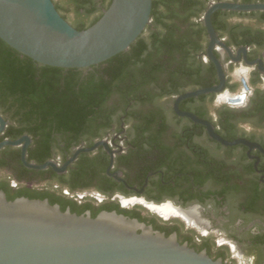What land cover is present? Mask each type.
<instances>
[{"label": "flooded vegetation", "instance_id": "obj_1", "mask_svg": "<svg viewBox=\"0 0 264 264\" xmlns=\"http://www.w3.org/2000/svg\"><path fill=\"white\" fill-rule=\"evenodd\" d=\"M213 2L221 1L208 0L207 9ZM213 15L216 33L232 53L219 46L214 49L223 66L225 89L204 94L205 99L189 98L186 110H180L194 115L201 110L205 116H196L210 122L223 139H244L258 147L225 146L212 139L204 125L175 112L174 97L157 102L159 114L115 113L106 123L90 117L88 128L79 135L52 131L51 156L44 163L54 161L60 168L77 150L103 143L81 152L64 172L28 168L22 160L26 141L2 148L0 159L20 151L25 168L55 180L65 210L91 216L115 211L166 236L175 234L180 243L225 264H264V112H257L264 105V11L218 10ZM206 33L207 45L199 54L201 76L212 80V87L220 81L216 65L207 56V29ZM0 115L7 123L0 143L29 137L27 161L37 164L28 156L40 145L27 132L12 139L22 125L1 111ZM6 172L16 181L13 170ZM55 204L62 208L61 202ZM165 206L180 212L163 213ZM190 210L195 211L196 222L183 214Z\"/></svg>", "mask_w": 264, "mask_h": 264}, {"label": "water", "instance_id": "obj_2", "mask_svg": "<svg viewBox=\"0 0 264 264\" xmlns=\"http://www.w3.org/2000/svg\"><path fill=\"white\" fill-rule=\"evenodd\" d=\"M152 9L153 0H113L95 24L78 30L62 17L53 0H0V38L41 65L89 69L127 51L150 25ZM218 10L264 11V3L210 4L203 17L210 38L207 56L217 67L220 83L177 96L174 109L178 115L204 125L210 137L225 146L258 147L244 139L227 141L215 132L210 122L179 108L183 100L221 93L225 89L223 66L215 57L214 49L219 46L232 53L219 39L212 23V16ZM6 124L0 115V132ZM23 141L27 143L22 148V160L28 168L53 167L58 172H64L81 152L103 144L77 150L60 168L54 161L41 165L28 162L29 137L6 140L0 143V150L5 146H20ZM0 264L225 263L212 259L205 251L198 252L187 243H180L175 234L166 236L136 218L115 211H102L96 217L90 213L79 215L69 209L63 211L48 199L9 200L0 190Z\"/></svg>", "mask_w": 264, "mask_h": 264}, {"label": "trees", "instance_id": "obj_3", "mask_svg": "<svg viewBox=\"0 0 264 264\" xmlns=\"http://www.w3.org/2000/svg\"><path fill=\"white\" fill-rule=\"evenodd\" d=\"M112 1L53 0L62 17L78 30L95 24ZM207 1L153 0L151 24L130 48L89 69L41 65L0 38V111L22 125L21 130L11 134L12 139L27 132L33 143L40 145L29 153L28 160L43 164L51 156L52 131L79 135L88 128L90 117L106 123L108 116L115 113L159 114V100L211 86L213 81L201 76L199 57L207 45L206 29L201 21ZM212 70L215 74L214 67ZM190 100L183 101L180 109L186 110ZM131 102L134 105L126 112ZM259 110L264 112V105ZM195 114L204 117L206 113L200 110ZM10 157L0 159V190L9 200L49 199L51 204L61 202V209L65 210L53 178L25 168L20 151L11 152ZM6 170L15 172L16 185H12ZM29 183L33 185L28 187Z\"/></svg>", "mask_w": 264, "mask_h": 264}, {"label": "bare ground", "instance_id": "obj_4", "mask_svg": "<svg viewBox=\"0 0 264 264\" xmlns=\"http://www.w3.org/2000/svg\"><path fill=\"white\" fill-rule=\"evenodd\" d=\"M161 211L163 213H171V212H180L177 211L169 206H165L161 208ZM183 214L189 219V220H194L195 222L197 221V215L195 213V211L190 210V211H184Z\"/></svg>", "mask_w": 264, "mask_h": 264}, {"label": "rangeland", "instance_id": "obj_5", "mask_svg": "<svg viewBox=\"0 0 264 264\" xmlns=\"http://www.w3.org/2000/svg\"><path fill=\"white\" fill-rule=\"evenodd\" d=\"M70 16H71L72 19H75L74 14L71 13Z\"/></svg>", "mask_w": 264, "mask_h": 264}]
</instances>
